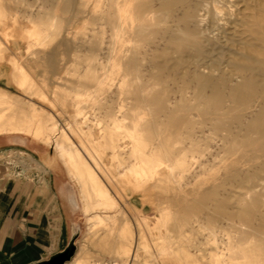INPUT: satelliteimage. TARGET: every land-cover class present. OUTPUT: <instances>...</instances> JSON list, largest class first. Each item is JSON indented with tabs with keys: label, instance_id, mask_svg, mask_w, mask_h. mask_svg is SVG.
Returning a JSON list of instances; mask_svg holds the SVG:
<instances>
[{
	"label": "bare ground",
	"instance_id": "bare-ground-1",
	"mask_svg": "<svg viewBox=\"0 0 264 264\" xmlns=\"http://www.w3.org/2000/svg\"><path fill=\"white\" fill-rule=\"evenodd\" d=\"M10 1L0 76L18 92L0 86V137L53 150L42 162L76 187L84 244L114 264H264V0ZM19 42L50 69L73 47L52 90ZM135 196L154 221L131 205L132 223ZM86 247L68 264H104Z\"/></svg>",
	"mask_w": 264,
	"mask_h": 264
},
{
	"label": "crops",
	"instance_id": "crops-1",
	"mask_svg": "<svg viewBox=\"0 0 264 264\" xmlns=\"http://www.w3.org/2000/svg\"><path fill=\"white\" fill-rule=\"evenodd\" d=\"M6 163H0V264L48 261L69 243L65 207L50 182Z\"/></svg>",
	"mask_w": 264,
	"mask_h": 264
},
{
	"label": "rangeland",
	"instance_id": "rangeland-1",
	"mask_svg": "<svg viewBox=\"0 0 264 264\" xmlns=\"http://www.w3.org/2000/svg\"><path fill=\"white\" fill-rule=\"evenodd\" d=\"M5 4L8 9H13V4L10 0H5ZM21 21L23 23L21 25L25 26L26 22L24 20ZM82 22H83L82 18L68 21V23H66L65 26V31L67 32L69 30L70 32L79 31L82 26ZM9 47L12 52L14 53L16 52L15 46L13 45L12 42L9 43ZM17 48L20 49L18 52L21 53L22 62L24 63V65H26L27 68L29 67L28 69L34 75V77L37 78L39 76L37 78V80L39 81L43 77L49 80L50 83L49 90H52L55 87L57 77L64 74L63 71H65L64 69H66V67L70 64L71 56L73 53L72 52L73 47L64 46V49L58 48V50L54 51V54L52 55L54 56L53 61H51V63L53 64L52 66L53 68L50 69L51 64L49 62H47L48 64H50L48 67L47 63L46 65H43L41 63L37 64L38 62L34 58L31 59V57L26 56L24 53L26 45L24 43L19 42ZM38 65H40V67H38ZM46 66L48 70L44 68ZM4 67L5 65L0 67V73L1 70L2 71L4 70ZM35 71L37 73H35ZM0 86L11 92H15V93L18 92V90L10 83L8 75L0 76ZM51 113L59 121V123L62 122L61 124H65L70 119V117L73 116L74 111L72 107L69 106L66 107L64 111H51ZM16 137H21L23 139L21 140L15 139L9 141L4 139L3 137H0V163L7 162L6 164H9L8 166H16V168L18 167L17 169L23 171V173H25L24 175L30 179L43 178L44 180L50 182L55 187V189L59 190V192L62 193V197L67 202L65 208H66V216H67V230L69 233V241L70 239H74V243L76 246V252L72 260L81 251L83 245H85L87 246L86 249L89 250L91 257H93L94 260L99 259L105 261L104 264H112L113 258L110 255H104L99 257L97 248L91 245L84 244L83 237L86 233L87 224L85 217L83 216L81 211L80 201L78 198L76 187L70 181L64 167L56 157L53 158V163L50 166L42 162L44 157H46V159L52 158L53 150H51V148L47 147L46 145H43L37 141L32 140L29 136L21 134V135H16ZM131 205L139 209H143L145 207L144 214L148 216L152 221L155 220L157 216V211L155 206L153 204H147V203L143 204L141 196H135L130 203H125L122 205V208L124 209L125 213L132 220V223L136 218V214L132 210Z\"/></svg>",
	"mask_w": 264,
	"mask_h": 264
},
{
	"label": "water",
	"instance_id": "water-1",
	"mask_svg": "<svg viewBox=\"0 0 264 264\" xmlns=\"http://www.w3.org/2000/svg\"><path fill=\"white\" fill-rule=\"evenodd\" d=\"M57 190V189H56ZM59 197L64 205V207L66 206V201L65 199L62 197V193L59 192V190H57ZM66 210V208H65ZM76 252V246L74 243V239H70L67 247L61 252L58 253L56 255H54L53 257H51L48 261L39 263V264H67L69 263L72 258L74 257Z\"/></svg>",
	"mask_w": 264,
	"mask_h": 264
}]
</instances>
